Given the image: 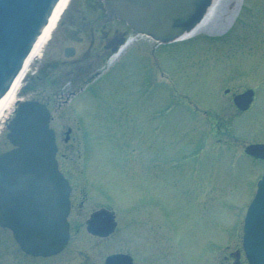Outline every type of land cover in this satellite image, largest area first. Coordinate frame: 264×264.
Returning <instances> with one entry per match:
<instances>
[{
  "label": "rangeland",
  "instance_id": "obj_1",
  "mask_svg": "<svg viewBox=\"0 0 264 264\" xmlns=\"http://www.w3.org/2000/svg\"><path fill=\"white\" fill-rule=\"evenodd\" d=\"M80 1L74 0L71 6L76 8ZM49 40L28 64L16 100L36 98L32 75L40 67ZM132 49L135 55L127 57L124 74L131 78L132 89L127 92L121 86L122 94L115 95V90L110 93L99 85L92 98L82 101L88 105L94 102L98 109L106 104V120H110L103 130L91 126L88 135L105 136L97 150L103 147L106 167H113L108 182H116L114 174L118 173L120 183L126 184L127 198L132 199L135 188L132 162L149 169L145 173H155L156 212L164 217L181 215L187 221L191 242L187 233L186 246L180 248L188 262L191 257L197 261L198 256L199 262L205 261L211 246L222 251L238 240L236 232L241 233L245 210L264 173V159L245 152L250 143H264V0H217L209 20L196 34L168 45L140 43ZM123 81L124 76L120 83ZM247 88L254 89L255 99L244 110L233 97ZM118 97L136 104L133 122L119 124L112 119V109L121 104ZM100 98L101 106L96 105ZM16 100L0 121V153L12 147L7 120L14 115ZM148 103L152 105L149 111L144 109ZM58 112L64 111L54 113ZM69 124L73 130L78 128ZM123 134L133 136L128 148L135 158L131 162L129 153L120 164L117 148ZM78 135L82 141L81 129ZM121 165L128 166L122 178ZM136 183L141 184L142 179ZM172 254L177 255L176 251ZM159 256L163 258L162 253Z\"/></svg>",
  "mask_w": 264,
  "mask_h": 264
},
{
  "label": "flooded vegetation",
  "instance_id": "obj_2",
  "mask_svg": "<svg viewBox=\"0 0 264 264\" xmlns=\"http://www.w3.org/2000/svg\"><path fill=\"white\" fill-rule=\"evenodd\" d=\"M73 1L53 29L41 53L40 67L32 75L36 82L35 88L33 85L37 90L36 99L51 111L59 169L71 187L66 217L68 239L59 251L44 253L37 242L18 239L10 226L0 223V264H251L242 229L241 233L236 232L238 240L235 239L234 245L228 244L222 251L211 246L203 258L205 261L199 262V256L197 261L192 257L187 261L185 251L180 248L186 246L187 233L191 242L187 221L181 215L170 213L164 217L156 212L158 200L154 198L152 187L155 173H145L149 169L131 161L135 158L128 148V140L133 138L131 134L121 136L117 155L120 154V164H124V155L130 153L134 164L130 166L135 187L132 199L127 198L126 184L120 183L118 173L114 174L116 182H108V171L113 167H106L103 147L97 150V145L104 144L105 136L99 139L88 135L87 131L91 126L102 130L107 126V105L98 109L93 106L94 102L88 105L82 101L92 98L91 94L99 85L108 92L119 90L125 58L132 59L135 55L132 48H138L140 43L148 47L165 44L141 35L124 19L109 13L104 0H81L76 8L71 6ZM74 100L78 102L71 103ZM102 100L96 99V105L101 106ZM119 101L121 104L116 107L124 117H119V124L133 122L134 103L123 98ZM147 107L151 109L152 105L148 103ZM56 111L64 112L56 114ZM70 122L78 130H73ZM80 129L82 141L78 135ZM102 163V167H97ZM123 166L121 178L128 170V166ZM140 178L142 183H136ZM193 209L198 216V210ZM193 230L194 224L192 233ZM160 253L165 260H161Z\"/></svg>",
  "mask_w": 264,
  "mask_h": 264
},
{
  "label": "water",
  "instance_id": "obj_3",
  "mask_svg": "<svg viewBox=\"0 0 264 264\" xmlns=\"http://www.w3.org/2000/svg\"><path fill=\"white\" fill-rule=\"evenodd\" d=\"M59 0H0V98L7 92ZM213 0H104L137 32L160 42L176 40L204 17ZM254 97L252 88L234 96L240 109ZM50 111L37 100H19L8 123L14 147L0 154V223L20 240L38 243L44 253L62 249L68 239L66 217L70 186L58 169ZM245 151L264 158V143ZM50 227L37 231L34 224ZM245 245L251 264H264V175L246 216Z\"/></svg>",
  "mask_w": 264,
  "mask_h": 264
},
{
  "label": "bare ground",
  "instance_id": "obj_4",
  "mask_svg": "<svg viewBox=\"0 0 264 264\" xmlns=\"http://www.w3.org/2000/svg\"><path fill=\"white\" fill-rule=\"evenodd\" d=\"M69 2L70 0H59L57 4L55 5L53 11L50 13L51 15L49 17V20L47 24L44 26L43 31L40 34V36L37 37V39L35 40L32 50L24 62L23 68L21 69L19 74L15 77L7 93L0 100V121L2 117L4 116L6 109L7 108L11 109L12 105L14 104L16 100L17 92L26 74L28 64L30 63L33 56L39 52V50L41 49L43 44L47 41V39H49L52 30L56 26L61 15L64 13L65 8L68 6ZM216 2L217 0H214L213 4L208 9V12L205 14L204 18L197 24V26L192 31L186 32L184 35H182L177 40H183L199 32L201 28L204 26V24L209 20L210 15L213 13Z\"/></svg>",
  "mask_w": 264,
  "mask_h": 264
},
{
  "label": "snow or ice",
  "instance_id": "obj_5",
  "mask_svg": "<svg viewBox=\"0 0 264 264\" xmlns=\"http://www.w3.org/2000/svg\"><path fill=\"white\" fill-rule=\"evenodd\" d=\"M34 227L37 231H43L47 228L50 227V225L46 222V221H43V220H38L35 224H34Z\"/></svg>",
  "mask_w": 264,
  "mask_h": 264
}]
</instances>
